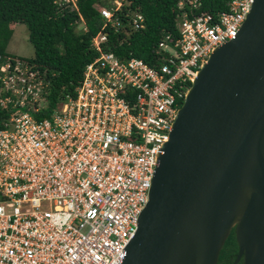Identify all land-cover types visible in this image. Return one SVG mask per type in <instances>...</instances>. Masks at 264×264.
<instances>
[{"label":"built area","instance_id":"obj_1","mask_svg":"<svg viewBox=\"0 0 264 264\" xmlns=\"http://www.w3.org/2000/svg\"><path fill=\"white\" fill-rule=\"evenodd\" d=\"M104 2L92 43L99 55L55 109L45 73L0 55V108L9 115L0 129V264H123L192 83L215 49L237 38L254 4L231 0L213 20L182 0L179 37L164 38L155 68L104 50L107 29L145 21L130 0ZM54 4L78 12V0Z\"/></svg>","mask_w":264,"mask_h":264},{"label":"water","instance_id":"obj_2","mask_svg":"<svg viewBox=\"0 0 264 264\" xmlns=\"http://www.w3.org/2000/svg\"><path fill=\"white\" fill-rule=\"evenodd\" d=\"M123 264H218L232 231L264 264V0L215 49L164 145Z\"/></svg>","mask_w":264,"mask_h":264},{"label":"trees","instance_id":"obj_3","mask_svg":"<svg viewBox=\"0 0 264 264\" xmlns=\"http://www.w3.org/2000/svg\"><path fill=\"white\" fill-rule=\"evenodd\" d=\"M55 0H0V55H8L7 48L13 37L15 26L24 24L29 31V41L34 46L35 56L30 60L50 80L47 94L49 107L55 109L63 97L73 95L83 79L86 65L98 57L92 47L93 39L101 32L103 19L99 6L104 0H78V12H60ZM182 0H130L129 9L141 13L144 27L134 30L131 26L119 32L107 29L108 41L103 44L106 51L128 60L138 58L152 67H159L165 55L160 44L167 35L175 40L179 37L177 21L180 17L178 5ZM200 4L192 15L205 13L213 20L227 11L231 0H191ZM83 21L86 32H77L76 20ZM9 115L0 108V129L4 128ZM236 250L233 230L226 241L218 260L225 264Z\"/></svg>","mask_w":264,"mask_h":264},{"label":"rangeland","instance_id":"obj_4","mask_svg":"<svg viewBox=\"0 0 264 264\" xmlns=\"http://www.w3.org/2000/svg\"><path fill=\"white\" fill-rule=\"evenodd\" d=\"M78 21L79 20H76V22ZM76 24H77V32L87 31V27L85 26L84 22H78ZM14 26H15L14 34L8 45L7 53L10 55L23 57L26 59H32L35 56V49L34 46L29 41L28 28L24 24H17Z\"/></svg>","mask_w":264,"mask_h":264},{"label":"flooded vegetation","instance_id":"obj_5","mask_svg":"<svg viewBox=\"0 0 264 264\" xmlns=\"http://www.w3.org/2000/svg\"><path fill=\"white\" fill-rule=\"evenodd\" d=\"M244 257L239 258V248L236 241V250L231 254V256L227 259L225 264H243Z\"/></svg>","mask_w":264,"mask_h":264}]
</instances>
